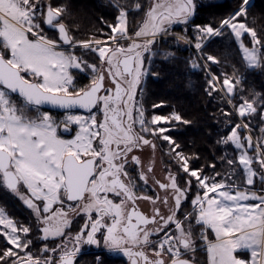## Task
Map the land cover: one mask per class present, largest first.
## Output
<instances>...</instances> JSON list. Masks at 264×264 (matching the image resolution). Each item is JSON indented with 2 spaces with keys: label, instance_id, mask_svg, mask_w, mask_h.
<instances>
[{
  "label": "snow or ice",
  "instance_id": "snow-or-ice-1",
  "mask_svg": "<svg viewBox=\"0 0 264 264\" xmlns=\"http://www.w3.org/2000/svg\"><path fill=\"white\" fill-rule=\"evenodd\" d=\"M215 5L216 0H112L118 15L106 22V39L78 40L65 22L64 6L0 0V188L34 217L24 224L0 209V239L6 242L0 264H81L84 246L121 254L128 264H194L189 254L197 251V239L207 264H264V100L258 104L241 96L233 105L240 120L227 121L230 131L218 144L234 147L236 159L221 157L231 169L221 177L215 164L212 175L192 169L168 135L172 129L162 126L187 121L175 112L149 120L137 99L145 78L155 75L151 64L160 54L158 45L173 36L190 44L189 25L198 53L204 41L229 30L247 68L264 69V38L246 23L253 0H241L219 27L194 23L198 8ZM139 14L133 27L129 17ZM174 25H183V33H174ZM88 53L98 63L89 62ZM207 61L218 62L212 55ZM191 65L199 67L196 60ZM204 68L210 74L208 94L224 91L232 104L241 78L234 84L225 73L221 81L210 65ZM73 69L88 72L90 83L79 87ZM49 109L62 110V117ZM73 127L71 139L59 134ZM156 139L168 143L178 168L164 180L150 177L151 165L145 171L137 154L146 146L155 152ZM140 201L147 202V211ZM38 242L44 243L37 247ZM94 264H105L100 254Z\"/></svg>",
  "mask_w": 264,
  "mask_h": 264
},
{
  "label": "trees",
  "instance_id": "trees-1",
  "mask_svg": "<svg viewBox=\"0 0 264 264\" xmlns=\"http://www.w3.org/2000/svg\"><path fill=\"white\" fill-rule=\"evenodd\" d=\"M119 2L124 4L125 0H119ZM52 3L66 8L65 22L70 25L78 40H89L93 36L101 40L106 39L105 34L110 32L107 23H114L118 15V10L112 6V0H52ZM144 3L147 4V0H144ZM236 8L214 7L201 13L200 18L194 23L218 27L220 21ZM140 19L142 14L129 17L133 27ZM246 23L249 27H253L261 38H264V7H251ZM188 36L196 41L192 25L188 26ZM204 45L202 57H200L184 41L177 42L174 36L169 37L167 43L161 42L158 45L160 54L151 64V72L155 75L150 74L145 78L142 95L138 91L137 99L142 102L148 118L152 115L170 116L175 112L182 117V121H187L188 123L172 121L171 124L162 126L172 129L168 135L180 145L178 151L190 159L192 169H204L205 175H212L211 165L215 164V171L221 173L223 177L231 169L227 161H222L221 157L227 155L228 158L235 160L236 154L234 147L231 145L225 147L218 144V141L230 131L228 120L239 122V117L234 114L233 105L241 103V96L249 100L255 99L258 104L264 100V69L247 68L235 38L230 35L229 30H226L222 36L211 37ZM168 52L173 55L165 59L164 54ZM92 54L93 56L86 54L85 58L89 62L98 63L96 54ZM207 55H212L218 62L213 64L207 61ZM192 60H196L198 68L192 67ZM205 63L210 65L211 72L220 77L221 81L225 73L229 77H234V84L235 77L241 78V83L235 84L232 104L228 102V98L222 91L214 92L212 95L206 91L210 74L204 68ZM145 66H148L147 62ZM73 72L76 73V83L79 87L89 84L91 77L88 72L80 73L77 70ZM153 105H161V107L153 108ZM51 112L61 114V112ZM225 112L233 114L226 117ZM156 140L166 164L168 163L170 168L177 172L175 160L168 154L170 146L165 141ZM185 175L182 171L179 172L181 184L184 182ZM194 195L195 189L187 201V209L191 208L190 201ZM0 206L15 221L24 224L34 223L31 210L18 197L2 188H0ZM199 231V227H196L195 232ZM5 243L3 239H0V247H3ZM37 244L39 246L41 243ZM196 244L200 245L202 241L197 239ZM195 253L196 257L191 259L198 264H206V253L200 251L199 247ZM81 264H94V260H86Z\"/></svg>",
  "mask_w": 264,
  "mask_h": 264
},
{
  "label": "flooded vegetation",
  "instance_id": "flooded-vegetation-1",
  "mask_svg": "<svg viewBox=\"0 0 264 264\" xmlns=\"http://www.w3.org/2000/svg\"><path fill=\"white\" fill-rule=\"evenodd\" d=\"M198 2H200V0H198ZM241 0H216V5L213 7H203V8H198L197 9V13L194 17V22L198 20V18H200L201 13L203 12H207V10L213 9L214 7H239ZM254 3V7H264V0H253ZM251 27V26H250ZM176 29H178V31L183 28V25H176L175 27ZM253 28V27H251ZM47 29V28H46ZM254 29V28H253ZM49 31H52L50 29H48ZM53 32V31H52ZM102 118V116H101ZM75 136V129L73 127V130L71 132H67L65 138L69 139L70 137H74ZM148 138H152V137H148ZM155 143L157 144V141L155 140ZM159 148V163L162 164V168L158 167L156 162V156L158 155H154L155 152H153V149L150 146H146L142 151L138 152L137 154L141 157L142 160V164L144 166L145 171H147V167L149 166V164L151 165L153 171L152 173H149V176H155L156 178L160 179V180H164V177L166 176V174L168 173V171H172L174 172L170 167H168L165 163V159L163 157L162 154V150L160 148V146H157ZM175 173V172H174ZM149 194H152L151 192H149ZM139 205L141 207L142 210L147 211V209L149 208V205L147 204V202L144 201H140ZM33 221H34V217L32 216ZM83 224V220H80L78 223L73 225V231H76L80 226H82ZM195 231V229H194ZM41 243L39 246H42V243L44 242H39ZM201 245V244H200ZM200 245H197V248L200 247ZM37 244V247H39ZM96 254H100L104 261L105 264H128L127 259L125 257H123L121 254H116V253H108L103 249H98L95 246L89 247V246H84V252L82 254V256L80 257V261L81 263H84V261L88 260V261H93L95 260V255Z\"/></svg>",
  "mask_w": 264,
  "mask_h": 264
},
{
  "label": "rangeland",
  "instance_id": "rangeland-1",
  "mask_svg": "<svg viewBox=\"0 0 264 264\" xmlns=\"http://www.w3.org/2000/svg\"><path fill=\"white\" fill-rule=\"evenodd\" d=\"M237 9V8H236ZM235 9V10H236ZM234 10V11H235ZM234 11H232V12H234ZM231 12V13H232ZM229 15V14H228ZM141 20V19H140ZM140 20H138L137 22H136V26H137V24H138V22L140 21ZM176 27V25H174L173 26V31H174V33H183V30H184V26H183V28H181L179 31H177L176 29H174ZM219 27V26H218ZM46 34L47 35H49V36H52V35H54V33L52 32V31H47L46 30ZM247 39V43L246 44H248V46H250L249 44H250V38H248V37H245V40ZM191 40V44H193V45H191V44H188L192 49H193V51L195 52V54L196 55H199L200 57H202V53H198L197 52V50L195 49V47H194V45H195V42L196 41H193L192 39H190ZM76 54L77 55H81V50H79V51H76ZM88 55H92L93 56V54L92 53H88ZM243 55V54H242ZM73 70H75V69H73ZM72 70V71H73ZM90 83V82H89ZM223 92V94H225V92L224 91H222ZM225 96H226V94H225ZM227 97V96H226ZM232 106V105H231ZM53 112H55V111H53ZM77 112H80V111H77ZM82 113V112H81ZM53 115H57V117L58 118H60V117H62V115H63V112L61 113V114H55V113H52ZM147 117V116H146ZM148 118V117H147ZM149 120H150V118H148ZM240 119V118H239ZM71 132V131H70ZM61 136H62V138H65V136H66V134H67V132H65L63 129H61L60 130V133H59ZM72 137H70L69 139H71ZM66 139V138H65ZM157 141V140H156ZM157 146H159V144H158V142H157V144H156ZM159 148L157 147L156 148V150H155V153H154V155H157L156 156V162L157 163H159ZM165 163H166V161H165ZM168 167H171L170 165H168V163L166 164ZM157 166L158 167H160V168H162V164L161 163H159V164H157ZM258 167V166H257ZM241 173H242V170H241ZM167 175V174H166ZM238 183H241L242 182V179L241 180H238L237 181ZM260 187V185H259V181L257 180V189ZM195 196V195H194ZM0 209H2L4 212H5V214L9 217V218H11V219H14V218H12L11 216H9L8 214H7V212L0 206ZM188 210H191V208L190 209H188ZM0 228H2V226H0ZM203 253L205 252V251H202ZM196 253H194V254H189V258H195L196 257ZM207 256V255H206Z\"/></svg>",
  "mask_w": 264,
  "mask_h": 264
},
{
  "label": "crops",
  "instance_id": "crops-1",
  "mask_svg": "<svg viewBox=\"0 0 264 264\" xmlns=\"http://www.w3.org/2000/svg\"><path fill=\"white\" fill-rule=\"evenodd\" d=\"M208 232L210 233L211 230L209 229ZM210 238L214 240V239H215L214 234H212V235L210 236ZM205 253H206V250H205ZM206 255H207V253H206ZM238 255H240V256L243 257V258H247V257H248V253H247V252H240V253H238ZM206 264H207V262H206Z\"/></svg>",
  "mask_w": 264,
  "mask_h": 264
},
{
  "label": "water",
  "instance_id": "water-1",
  "mask_svg": "<svg viewBox=\"0 0 264 264\" xmlns=\"http://www.w3.org/2000/svg\"><path fill=\"white\" fill-rule=\"evenodd\" d=\"M51 30V29H50ZM50 111H55V112H63L62 110H57V109H49ZM76 111H80V112H82L83 110H76ZM191 259V258H190ZM194 264H198V263H196L195 261H194Z\"/></svg>",
  "mask_w": 264,
  "mask_h": 264
},
{
  "label": "built area",
  "instance_id": "built-area-1",
  "mask_svg": "<svg viewBox=\"0 0 264 264\" xmlns=\"http://www.w3.org/2000/svg\"><path fill=\"white\" fill-rule=\"evenodd\" d=\"M205 42V41H204ZM191 44V43H190ZM191 45H193V44H191Z\"/></svg>",
  "mask_w": 264,
  "mask_h": 264
}]
</instances>
